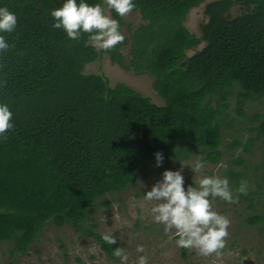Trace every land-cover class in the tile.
<instances>
[{"label":"trees","instance_id":"trees-1","mask_svg":"<svg viewBox=\"0 0 264 264\" xmlns=\"http://www.w3.org/2000/svg\"><path fill=\"white\" fill-rule=\"evenodd\" d=\"M65 2L0 0L18 18L15 32L0 33L10 45L0 58V104L14 123L0 138V247L11 259L25 255L52 223L118 261L112 253L121 246L102 240L91 215L137 190L157 152L179 167L202 156L217 170L211 176L227 177L233 189L248 181L238 203L222 204L246 203L238 229L264 236V0H133L136 28L104 5L129 34L110 52L87 34L73 41L53 27L51 12ZM202 4L197 37L184 22ZM103 56L151 78L162 105L86 73Z\"/></svg>","mask_w":264,"mask_h":264},{"label":"rangeland","instance_id":"rangeland-1","mask_svg":"<svg viewBox=\"0 0 264 264\" xmlns=\"http://www.w3.org/2000/svg\"><path fill=\"white\" fill-rule=\"evenodd\" d=\"M106 11V10H105ZM109 13L108 11H106ZM232 14H238L234 8ZM126 24L136 28L140 24L138 14H131L123 18ZM205 22L204 4L191 10L186 17L184 26L189 32L200 37V25ZM124 36H128L126 27L122 28ZM204 44L196 48L200 51ZM122 53L126 56L127 49ZM195 51L188 52L191 56ZM86 73H103L113 87L116 84H125L144 97H149L155 104L162 105V101L152 87V79L147 76H135L132 72L122 70L118 65L112 64L107 56L88 65ZM197 159H192L183 164L182 175L184 187L187 189L191 181L195 182L205 176H211V172L217 173L216 168L205 164L199 173H194L191 168ZM182 166L175 162L165 161L161 166H154L146 176V181L138 182L137 190L131 189L127 194L121 195V202H112V207L105 209L98 206L91 215V223L95 225V231L104 235L110 233L115 236L117 242L129 254L128 264H136L140 255L149 257L148 264H187L182 257L183 248L177 247L175 238L169 239L164 233V226L154 222L151 208L155 202L144 199L148 191L158 182L162 181L164 171H179ZM256 189V188H253ZM138 192V196L135 194ZM247 204L242 202L240 206L232 207L223 205L222 200L213 201L214 210L228 217L231 221L227 246L219 257L200 255L196 250H186L188 262L191 264H264V236L257 232L240 231L237 219L239 210ZM143 245L144 253H137L138 245ZM7 253L6 245L0 247V264H120V261H112L100 251L98 245L83 237L71 227L57 228L49 223L38 241L33 244L25 255L11 259Z\"/></svg>","mask_w":264,"mask_h":264},{"label":"clouds","instance_id":"clouds-1","mask_svg":"<svg viewBox=\"0 0 264 264\" xmlns=\"http://www.w3.org/2000/svg\"><path fill=\"white\" fill-rule=\"evenodd\" d=\"M107 9L114 10L121 18L136 10L133 0H104V4L89 5L80 0H66L63 5L51 12L55 29H63L68 38L79 41L83 34L88 35L89 43L97 50L113 51L122 44L125 36L120 30V23L113 19ZM17 16L7 7H0V33L15 32ZM9 43L0 35V58L9 50ZM13 113L7 104H0V138L7 139V133L14 128ZM157 167L163 163L162 153L155 154ZM182 165V164H181ZM227 171V165H221ZM205 167L202 156L197 157L191 170L199 173ZM183 165L179 171H164L162 181H158L144 196L149 202H155L151 208L153 220L164 226V233L169 239L176 238L177 247L196 250L200 255L221 256L227 246L231 221L228 217L214 210L213 201L223 200L228 204L239 202V195H247L249 183L241 180L235 189L227 177L219 175L205 176L198 179L197 186L184 187ZM102 240L114 245L117 239L106 233ZM137 253H144V246L138 245ZM112 255L120 264H128L129 254L122 247H116ZM149 257L140 255L136 264H148Z\"/></svg>","mask_w":264,"mask_h":264}]
</instances>
